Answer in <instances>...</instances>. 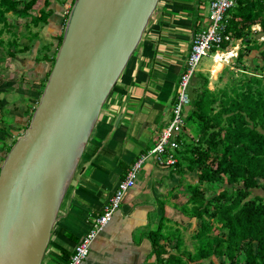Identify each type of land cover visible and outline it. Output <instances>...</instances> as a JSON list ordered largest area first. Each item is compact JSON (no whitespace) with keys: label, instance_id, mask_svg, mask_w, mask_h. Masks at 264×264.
I'll return each instance as SVG.
<instances>
[{"label":"crops","instance_id":"crops-1","mask_svg":"<svg viewBox=\"0 0 264 264\" xmlns=\"http://www.w3.org/2000/svg\"><path fill=\"white\" fill-rule=\"evenodd\" d=\"M22 1L17 10L8 13V25L0 37L4 53L0 61L5 64L3 72L7 73L8 82L4 86L5 79H0V107L4 103L10 108L6 116L21 129L31 120V109L38 105L41 94L38 100L36 94L44 88L52 69L75 0H37L29 10L24 8L28 0ZM196 1L159 2L139 47L104 104L62 202L44 259L46 254L49 257L42 264H66L131 165L141 153L155 146L172 119L177 84L192 48ZM210 1L199 0L202 20L197 30L208 21ZM44 16L45 20L36 23ZM228 51L235 54L230 58L234 64L236 61L237 70L247 69L250 73L261 70L264 67L261 24H252L246 41L234 39L228 44L222 51L225 59H216L214 51L215 68L227 61ZM240 51L245 55L242 63H237ZM12 67H18L19 72ZM198 71L207 73L201 68ZM191 176L197 178L195 173H187V181ZM182 189L180 176L172 165L147 158L136 184L99 232L82 264H153L155 256L150 257L148 231L156 227L163 211L172 223L171 212L179 211L175 204L187 199L186 196L182 201ZM254 194H258L257 190Z\"/></svg>","mask_w":264,"mask_h":264},{"label":"trees","instance_id":"trees-1","mask_svg":"<svg viewBox=\"0 0 264 264\" xmlns=\"http://www.w3.org/2000/svg\"><path fill=\"white\" fill-rule=\"evenodd\" d=\"M36 1H26L24 8L31 9ZM22 2L0 0V37L8 25V13ZM196 4L194 35L201 23V3L197 0ZM257 22L264 31V0H237L226 12V32L233 40L246 41L249 28ZM226 46L223 43L222 48ZM244 55L239 52L237 63H242ZM246 70L215 89L209 85V73L196 71L191 78V102L185 112L184 131L177 138L179 146L167 148L163 156L175 157L169 165L187 190L186 201L175 207L199 225L191 236V250L163 211L159 223L147 234L150 257L155 256L153 264H264V195L254 194L257 189L264 191V67L251 73ZM178 88L179 82L173 104ZM36 107L31 109V117ZM16 140L5 143L7 153ZM4 159L0 155V169ZM187 173H195L197 181H187ZM216 183L223 187L216 188Z\"/></svg>","mask_w":264,"mask_h":264},{"label":"water","instance_id":"water-1","mask_svg":"<svg viewBox=\"0 0 264 264\" xmlns=\"http://www.w3.org/2000/svg\"><path fill=\"white\" fill-rule=\"evenodd\" d=\"M161 0H75L30 124L0 169V264H42L100 113Z\"/></svg>","mask_w":264,"mask_h":264},{"label":"built area","instance_id":"built-area-1","mask_svg":"<svg viewBox=\"0 0 264 264\" xmlns=\"http://www.w3.org/2000/svg\"><path fill=\"white\" fill-rule=\"evenodd\" d=\"M237 0H211L207 23L203 24L193 37L190 55L185 64L184 71L180 74L177 99L173 104V116L169 124L163 129L158 142L147 154H142L128 170L126 176L119 182L114 195L106 203L103 213L94 218L91 228L82 236L81 240L67 260L66 264H82L88 257L91 246L99 232L109 223L114 214L120 209L127 191L136 184L137 177L144 162L153 157L161 164H172L175 157L172 154L163 155L167 148L179 146L178 135L184 131L185 112L191 102L189 84L198 69L201 58L215 49V58L225 59L222 52L223 43H233L232 35L226 32L225 16L228 9L236 4ZM228 58L233 57V51H228Z\"/></svg>","mask_w":264,"mask_h":264},{"label":"rangeland","instance_id":"rangeland-1","mask_svg":"<svg viewBox=\"0 0 264 264\" xmlns=\"http://www.w3.org/2000/svg\"><path fill=\"white\" fill-rule=\"evenodd\" d=\"M201 20H202V18H201ZM3 54H4L3 51L0 49V59L4 58ZM231 59L232 58H228L227 61L222 62L223 64L220 63L221 67L217 69L214 66V64L216 62L214 61V58H213V51H209L208 54L204 55L201 58L197 71L200 70V68H201V69H204L207 73H209V75H210L209 85L212 89H215L218 87H223L226 84L230 83V79L232 77H236V75L237 76L241 75V72H240L241 70H237V68L235 66L236 61L234 64L233 62H231ZM226 66H227V68H226ZM0 68H1L0 69V79L1 78H3V79L7 78V73L3 72V70L5 71V64L4 63L1 64V61H0ZM12 68L15 69L14 70L15 72H19L18 67H16V68L12 67ZM215 69H217V70H215ZM7 83L8 82L5 79L4 82H2V85L5 86V85H7ZM46 83L47 82L45 81L44 84H46ZM41 88L44 89L43 87H41ZM41 88H40L41 91L39 90L38 93L36 94L37 100L39 99V94L42 95V89ZM10 89H12V87ZM1 106L2 107H0V113L3 114V117L2 118L0 117V120H2V122L0 121V125H2L3 127H1L2 131H0V155L2 157H6L7 149L5 147V145H6L5 143L11 144L12 141L14 139H17L19 136H21L25 132V130L23 128L22 129L19 128L20 126L11 122V119H12L11 117L6 116V115H8L7 111H9L10 108L5 107L4 103H1ZM9 118H11V119H9ZM12 126H14V128ZM189 179L191 181L197 180V178H195L193 176H191V178H189ZM181 186L183 187V189H182V201H184V199L187 196V193H186L187 190L185 189V186L183 184ZM221 187H223L222 183H216V188L220 189ZM257 192H258V194L264 195V191L261 189H259V190L257 189ZM66 201H67V199L65 200V202L62 206V209L65 207ZM171 215H172L171 218H172L173 227L175 228L177 224L179 225L178 228L180 229V234L185 241V247L193 250L194 249V245H193L194 242H193V239L191 238V236L196 232L198 225H199V221H197L196 219L190 220L186 216H182L181 213L179 211H176V210H173L171 212ZM48 257H49L48 254H46L44 262L47 261ZM207 263H208V261H205L203 263L201 262L198 264H207ZM221 263L227 264V263H224L223 261H221Z\"/></svg>","mask_w":264,"mask_h":264}]
</instances>
